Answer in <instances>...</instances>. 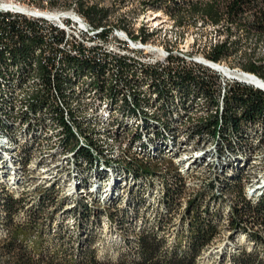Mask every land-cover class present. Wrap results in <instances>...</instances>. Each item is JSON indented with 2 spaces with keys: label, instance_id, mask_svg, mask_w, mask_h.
Listing matches in <instances>:
<instances>
[{
  "label": "trees",
  "instance_id": "obj_1",
  "mask_svg": "<svg viewBox=\"0 0 264 264\" xmlns=\"http://www.w3.org/2000/svg\"><path fill=\"white\" fill-rule=\"evenodd\" d=\"M31 1L42 2L43 0ZM48 1L51 4H58L60 0ZM64 1L67 4L63 3L68 5V8L76 5L74 10L92 25L96 27L106 25L109 10L100 9L94 4L89 5L87 0ZM148 5L154 10L161 9L175 19L179 27L195 26L197 20H202L204 24L207 22L212 26H219L225 20L229 25H234V28L225 25L223 30L228 34H231L232 31H243L246 38L254 37L256 39L255 45L262 42L264 37V0H196L191 2L151 0ZM33 23L38 22L33 21ZM31 33L38 34L32 25L26 24V29H20L14 21L3 16V13L0 12V129L8 131L16 128L19 124L20 127L23 125L24 130L33 136L34 141L46 129L53 127L54 130H57L56 136L61 145L59 148L63 151H74L75 158H78H76L75 169L77 168L76 173L80 180H84L85 176H89L99 165L98 159L91 149L103 155L104 147L101 137L98 135L101 133L88 129L89 124L96 120L77 117L76 108L72 107L73 100L83 97L85 90L87 94H94L92 101L86 106L91 105L93 101L108 100L106 101L109 108H107V115L100 120L106 123L107 128L104 134L109 131V127L111 130L119 129L115 130L112 137L117 138L120 134L126 137V142L130 147L127 153H134V150H136L135 153L146 151L147 154L150 153L149 145L154 143L156 137H164L163 135L173 133L177 126L180 132L183 130L185 133L186 140L193 141V144H198L199 141L218 142V155L220 156L226 153L243 154L246 152L243 144L244 139L252 135L257 127L264 128V91L234 84L226 91L223 97V111L219 113L218 99L220 97L217 96V81L213 75L207 73L211 71L206 68L199 66L201 69H193V66L181 65V69L175 71L164 70V68L137 69L129 62L125 64L126 60L123 58H118V62L115 63L107 61L106 58L97 59L92 56L78 58L65 56L59 60L55 57L56 63H54V59L44 57V52L36 54V51L42 47L43 41H39L38 44L31 39ZM140 37L148 40L151 34L141 31ZM241 42V40L232 41L228 37L210 44L205 56L215 62L229 60L236 56L238 58L236 65L264 80V56L256 55L253 52H241ZM84 76L89 80L84 82L80 93L74 91L72 89L74 83L76 84ZM24 85L23 91L27 90L26 97L23 102H17L16 91L21 90ZM129 91L130 95L125 93ZM198 98L205 102L201 108V116L192 120L191 123L189 122L187 127L179 128L178 123L193 108L192 106ZM17 107L26 108V110ZM112 110L117 113L116 117L110 115ZM146 110L150 111L153 117L150 118ZM66 111H68L69 120L66 118ZM137 120H140L144 127L140 129L137 126V129H133ZM118 123L120 124L118 125ZM74 129L84 138V147L79 143ZM149 130L151 131L149 132ZM155 131L156 134H154ZM147 133H152L156 137L149 138ZM133 145L135 147L131 149ZM160 151L157 158L154 157V159L146 161L136 158L130 160L126 157L128 166L124 168L123 172L126 175L131 172L137 175L140 180L157 174L165 155L164 150ZM26 152L27 148L25 147L22 149V153ZM227 170L223 169L220 178L223 182L222 186L229 185L227 188L235 195L236 205L234 204L233 210L236 218L230 221V227L245 231V233L246 228L242 225L246 223L254 226L261 224L260 226L264 227V194L252 206L240 196L242 190L238 185L232 186L227 183L229 179L233 178L229 176ZM167 173L164 181V205L161 210L159 208L155 213L156 221H153V224L146 221L139 222L138 232H135L137 242L134 249L137 253L134 256L133 264H196V259L207 249V244L218 232L219 213L211 211V204L205 201L206 195L214 187L212 183L204 184L202 190L197 193L198 195L189 199L177 224L173 225L176 228L174 233L170 231L166 221L170 219L168 218L169 214L178 206L175 200H178L183 193V181L175 169L167 170ZM234 177H236V173H234ZM39 194L38 203L27 213L25 211L24 220H15L16 217L18 219L17 215L21 211V201L24 200V197L14 196L8 193L5 187H0V197L1 199L5 198L1 210L3 223L0 224V233L2 234L0 237L2 262L0 264H102L98 262L91 246V236L87 234L89 230L85 229L88 226L93 227L95 222L90 220L92 216L96 217L97 209L89 208L83 201L72 209L64 208L65 204H63V212L72 210L78 216L77 221L72 225L73 229L78 231V236L75 237V243L71 242V247H66V245H70L67 228H63L60 220L55 221L52 214L47 215L46 219L42 217L46 205L45 200L49 201L54 198V195L58 196L59 190L52 185L40 191ZM143 194V190H137L133 194L134 206L130 211L132 214L144 206ZM59 200L61 203L68 201L66 198H59ZM59 200H57L58 203H60ZM114 209L105 210L108 224H113L116 221L115 215L108 213V210ZM117 212L126 213L128 216V210L125 208L117 209ZM85 222L88 223V226L84 225ZM52 223H57L52 229L55 232L53 238H47V224L51 225ZM165 229L168 230L165 232ZM248 238H252L255 244L261 246L259 236L250 234ZM46 241H49L52 246H45ZM122 242L124 245L126 244L125 236ZM74 244L77 246L75 247ZM75 251L77 254L74 253ZM246 251L249 252L251 249ZM254 251L258 253V256L261 255L258 252L261 251L260 248ZM259 258L263 260L261 256ZM262 260L253 254H241L236 258V264H263Z\"/></svg>",
  "mask_w": 264,
  "mask_h": 264
},
{
  "label": "bare ground",
  "instance_id": "obj_2",
  "mask_svg": "<svg viewBox=\"0 0 264 264\" xmlns=\"http://www.w3.org/2000/svg\"><path fill=\"white\" fill-rule=\"evenodd\" d=\"M21 1L32 2L31 0H21ZM42 2H46V3L51 4L50 1H48V0H43ZM148 2H151V0H148ZM58 4H59V2H58ZM67 6L64 3H62V7H55V15H63V12H68V15H70V16L82 17L74 10V7L76 5L75 6L72 5L69 8ZM153 11H155V10H153L149 5L146 6L145 11L140 15V19H139L140 23H142V26H139L138 30H135L134 34L127 31V29L124 27V25L122 23H119L118 21L117 22H111L110 20H107L106 25H102L99 27L103 31L115 30L116 32H118L119 34H121L125 37L135 38L136 44H139V46H141L146 51H154V52L166 53V54H170V55H183L182 51L178 52V50H175L171 46V44H166V42H168L169 40H168V38H166V34H163V32L165 30H164V26H161L163 24L162 22H160L158 20L159 21L158 23H157V21H155V23H152V24L149 23L150 22V14L155 15V13H162L163 12L161 9L156 10L155 12H153ZM0 12L3 13V11H1V10H0ZM165 15L171 23V29L174 28L175 30H177L178 28H182V27H179L177 25L175 19L171 18L168 14H165ZM145 16H147V17H145ZM146 19H148V20H146ZM33 21H37L38 23H48V15L33 16ZM84 21H85L86 26L88 27V30H97L98 27L92 25L86 19H84ZM103 22H105V21H103ZM140 27L143 29H141ZM141 31L151 34V37L148 40L142 39L140 37ZM58 35L59 36H66V28H58ZM134 35L136 37H134ZM155 38L163 40L162 46H158V45H155L152 43V42L156 41ZM36 42L38 43L39 41H36ZM32 47H34V46L32 45ZM41 52H44V54H43L44 57L49 58V56H47V46H45V42H43L42 47L36 51V54H40ZM261 55L264 56V53ZM65 56H71V57H77L78 58V57L85 56V55L82 54V52H74V54H72V49H63V56H58V57H56V59L59 60L60 58H63ZM118 58H123V60L125 59L127 62L136 66L137 69L138 68H145V69H148V68L163 69L164 68V64L151 63V62H149V60H129V54H126V52H118ZM194 59L199 60V66L200 67L206 68L211 72L216 71V66H218L220 69L230 71L233 74H239V75H241L242 78H250V83L263 84V87H264V80L263 79L259 78L256 74H254L252 72H248V71L243 70L239 66H236V65L235 66H229L228 64L225 63V61L215 62V61L207 59L206 56H199L198 58H194ZM181 65H185L186 67H192L193 66V60L192 59H185L181 62ZM88 80L89 79L84 76L76 84L73 82L74 86L72 87V89L76 92H79L82 89V85L84 84V82H87ZM232 85H234V84H227L226 91ZM24 88H25V85L21 88V90L16 91L17 92L16 93V99H17V94L20 97V101H18V102H21V101L23 102L24 98L26 97V91L27 90L25 89L26 91L24 92L23 91ZM32 90L34 91V89H32ZM257 90L264 91V88H257ZM85 91H84L83 97L73 100L72 107L76 108L75 113H76L77 117L80 116V117L85 118V119L96 120V122L94 121L92 124H89L90 127L91 126L100 127V128H96V129L95 128L91 129V130H95V131L101 133L98 135H100L99 137H101L100 138L102 140L101 142H103L102 146H104L103 150H102L103 155L99 154L98 151L91 149V151L95 153V155H96L95 157H97V159H98L97 161L99 162V165L97 164L98 166H96L95 171L91 172L89 174V176H85L84 180H80L77 173H76L77 168L75 169V163L77 162L76 161L77 157L75 158L74 151H63L62 149L59 148L60 143H59L58 137L56 136L57 130H54L53 127L52 128L50 127L48 129H46L41 136H37V138L33 141V136L31 134H29L28 132H26V130H24L25 127L23 125L20 127V124L16 128L10 129L8 131L0 129V142H1L0 144L4 145V146H2V149L4 148L3 149V158L0 155V165L2 164L1 161L5 164L6 160H8V159H10L11 161H12V159L14 161H17L16 162L17 168L12 166L14 171L16 173L25 174L24 178L27 179L28 176H26V174L29 171L28 164L30 162L33 161V163H35L34 165L39 166V165L46 164L48 160H51V159L54 160L58 157H61V158H64V162L61 166L58 167L59 169H55V173L52 175V178H49L46 181H43L41 183L34 185L33 188L36 190V187H38V192H40L42 190L47 189L48 187H50L52 185L55 186L59 190V196H60L59 198H66L68 200L67 202H70L69 207H67V208L77 207L78 205H80V203L82 201L86 202L87 206L89 208H92V209L93 208L98 209L99 205H112L113 206V203L115 205H119L120 200L121 201L123 200V196L125 194L129 193L128 202H130V203H129L128 207L130 206V210L132 211L134 203H133V196H131L130 194L133 195L137 190H143L144 191V194H143V197H144L143 198V200H144L143 205H144V207L142 209L145 211L147 208L146 206H149V202L156 201V204L158 205V207L161 210L163 205H164V196H165L164 181L166 178L162 177L160 179L158 177V175H159L158 173L157 174L153 173L154 175L146 177V179H143V180L138 179L137 175H134L131 172H128V175H126L123 172L124 168L126 166H128V164H127L128 162L126 161L127 160L126 157H128V159H130V160H133L134 158H136L138 160H142L143 157L146 160H150L152 158L154 159V157H156V156H159L158 152L160 150H164L165 155L163 156V159H165L168 157V155H170V151L173 149V147L175 149L176 148L175 145H179L177 142H175L174 138L179 133H182L183 130H182V132H180L176 126L175 131L173 133L168 134V135L167 134L163 135L164 137H161V136L156 137V135L154 136L152 134L153 132L147 133V136L149 138H153V137L155 138L156 137V140H154V143L152 145H149L150 146V151H149L150 153L147 154L146 153L147 151L135 153L136 150H134V153L133 152L127 153L130 150L129 149L130 147L126 142V137L121 136L122 134H120L119 137H117V138L112 137V135H114V133H115V130L117 131L119 129L111 130V128L109 127L108 128L109 131L106 134H104V131L107 128L106 123L104 121H100V120L104 116L107 115V108L108 107H107L106 101H108V100H102V101L100 100V102L99 101H93V103L91 105L86 106L87 103H90L92 101L94 94H91V93L87 94ZM92 93H93V91H92ZM28 94H29V92H28ZM223 97L222 98L220 97L218 99V105L219 106L218 105L217 106H218V112L219 113L223 109V101H224ZM27 100H29V99H27ZM55 100H56V98H55ZM204 103L205 102L203 99H201V98L196 99L194 106H192L193 108L191 107L192 109L188 112V114L183 117L181 122L178 123L179 128L187 127L184 125H189L192 120L201 116V108H202ZM77 104H81L82 106L79 107V106H77ZM129 106H130V104H129ZM17 108L21 109L20 107H17ZM142 108H144V107H142ZM153 108H154V106H153ZM21 110H26V108H24V109L22 108ZM16 112H18V111L16 110ZM146 113L150 118L153 117V114L150 111H147ZM135 114H137V113L135 112ZM65 115H66V118L68 119L69 118L68 111L65 112ZM110 115H114V116L116 115L117 116V113L112 110L110 112ZM116 119H115V121H116ZM111 120H114V119H111ZM123 122H122V124H123ZM147 122H149V121H147ZM182 122H184V123H182ZM145 123H146V121H145ZM170 123H172V122H170ZM119 124L120 123H118V125ZM74 126L76 127V125H74ZM137 126L140 127V129H141V127H144L140 120L136 121V124L134 125L133 129H137ZM26 127H27V125H26ZM28 127H29V125H28ZM90 127L88 128L89 130H90ZM123 127H124V125H123ZM172 130L171 131L169 130V131L172 132ZM73 131H74V134L77 136L79 143L81 145H83V147H84L85 141H84V138L82 137V135L80 136V133L76 129H74ZM150 131L151 130H149V132ZM140 133L142 134V132H140ZM154 134H156V131ZM184 135H185V133H184ZM185 137H186V135H185ZM108 140H110V141H108ZM114 141H121L122 142V145L125 149V152H123L121 154V158H122L123 162H121V161L119 162L118 160L115 161L114 158L112 157V155L114 154L113 153L114 151L111 149L110 143H113ZM209 143L211 145L207 149V158H205L206 161L204 162L205 166H208V165L209 166H208V170L206 172H204V176L206 177V179L204 182H202L200 184L201 185L200 190H202L204 184L212 183L214 185L212 191L206 195L205 201L211 204L210 205L211 211L215 212L216 214L219 213V217L221 218L222 222L224 223L223 226H218V229L220 230V228H223L224 230H226V232L228 234H232V233L238 234L239 236H241L242 241H245V245L249 246V248L247 250H250V247L255 245V241L252 238L249 239L248 236L250 234L251 235L255 234V235L260 237L261 235L264 234V232H262L263 227H261L260 226L261 224H260V225H256V226L253 225L254 228H249L247 225L244 224L242 226L246 228V233H245V231L232 229L230 227V221L232 219L236 218L234 210H233V207L235 204V201H234L235 195H233L232 194L233 192L231 191L232 192L231 193L230 190L227 188L229 185L227 187L222 186L223 182L221 181L222 179L220 177L222 176L223 169L224 168L228 169L227 171L229 172V176H231L233 178L229 179L227 183L232 185V186L238 185L242 190V193H241L242 195H240V196H242L246 202H249L250 204H252V206L259 201L261 196H263V194H264V167L262 168V171L260 168H258L259 169L258 172H254V174H251V171H252V169H254L256 167V160L258 159V155H259L258 153L259 152L261 153L262 151H264V128L257 127L252 135H250L244 139L243 144H244V147L246 149V152L243 154H235L234 155L231 153H226V154H223L220 156V155H218V147H217L218 142L216 143L214 141L213 143H211V142H209ZM86 144H88V143H86ZM191 144H193V141H191ZM194 145L196 146L197 144H194ZM88 146H90V145H88ZM25 147L27 148V152L22 153V149ZM132 147L133 148H131V149H134L135 145H133ZM146 147H148V146H146ZM142 148H143V146H142ZM140 154H142V155H140ZM91 155H93V154H91ZM4 156L6 157V159ZM146 160H143V161H146ZM131 162H133V161H131ZM2 167H3V165H2ZM60 170L62 172H65L66 174H63V173L59 174L58 172ZM83 170H81V171H83ZM87 171H89V170H87ZM125 172H126V170H125ZM178 173L181 175V177H184L183 172H178ZM234 173H236V177H234ZM253 175H255V176H253ZM66 179H67V181H73V183H75V186L77 187L76 190L80 191L77 193V195H79L83 192L85 194V196L80 195L79 196L80 198H74L75 196L73 194L75 192H74V190H72L73 188L69 189V192L64 193L63 190L65 188V184L67 183V182H64V180H66ZM243 182H245V185L247 186V192H245L243 187H242ZM0 187H5L6 190L8 191V193H10L14 196H21V197H25V195L27 194V191H29L28 190L29 189L28 183L16 181V177H14V179L12 178V180L9 177L5 181L0 180ZM125 187L127 188V190L125 192H123L125 190L124 189ZM19 188H24V189H22L20 192ZM85 190H88V192H85ZM22 192H24L25 195H22ZM35 193H37V192H35ZM188 201H189V199H188ZM184 208H186V207H184ZM261 257L264 260V253L261 254Z\"/></svg>",
  "mask_w": 264,
  "mask_h": 264
},
{
  "label": "rangeland",
  "instance_id": "obj_3",
  "mask_svg": "<svg viewBox=\"0 0 264 264\" xmlns=\"http://www.w3.org/2000/svg\"><path fill=\"white\" fill-rule=\"evenodd\" d=\"M62 3L65 1L60 0ZM59 1V2H60ZM196 0H185V2H191ZM89 5H97L100 9L109 10V15L107 20L111 22H119L124 25V27L130 33L134 34L135 30H138L139 26H142L140 23V15L145 11L146 6L148 5V0H87ZM67 4V3H65ZM153 9V8H152ZM154 10V9H153ZM156 11V10H155ZM153 11V12H155ZM166 13H155V15L150 14V22L149 23H157L160 21L164 26L163 34H166V38H168V42L166 44H171V46L178 50V52L182 51V54H193V58H198L199 56H205V52L207 51L210 44L216 43L218 41L224 40L229 37L232 41L241 40L240 43V50L241 52H253L256 55L264 53V37L262 42H259L258 45H255V38L250 37L246 38L245 33L243 31L234 32L232 31L231 34L224 32L225 25H229L227 21L223 20L219 26H212L207 22L204 24L202 20H197L195 26H188L182 27L175 30L174 28L171 29V23L165 15ZM147 17V16H145ZM152 18V19H151ZM149 19V18H148ZM146 19V20H148ZM159 20V21H158ZM113 24V23H112ZM141 28V27H140ZM143 29V28H141ZM140 29V30H141ZM134 37H136L134 35ZM156 41L152 42L155 45L162 46L163 40L155 38ZM170 42V43H169ZM226 64L229 66H235L238 63V58L235 56L229 60H224ZM238 66V65H236ZM77 106L81 107V104H77ZM188 126V125H184ZM96 129L100 127L91 126L90 129ZM175 142L179 145H175L176 148L170 151V155L167 158L162 159L159 169H158V177L161 179L162 177L166 178L167 170L175 169L178 172H183L184 177L186 179V187L185 192L183 195L179 197L180 203L175 210H173L168 218L169 220L166 221L169 225V229L171 232L174 233L175 229L173 225L177 224L179 216L184 211V207L187 206L188 199H191L195 196L201 187V183L205 181L206 177L204 176V172L208 170V166H205V161L207 158V149L210 147L209 142H198L195 146L191 144V141L188 142L184 135V132L179 133L175 136ZM110 141V140H108ZM1 143V142H0ZM111 144V149L114 151L112 157L115 161L123 162L121 158V154L125 152V149L122 145L121 141H114ZM3 144H0V155L3 158ZM124 149V150H123ZM2 150V151H1ZM120 152V153H119ZM258 159L256 160V167L252 169L251 174L254 172H258V168L261 169L264 167V151L258 153ZM5 157V156H4ZM120 158V159H119ZM6 159V157H5ZM142 160H146L144 157ZM7 162V163H6ZM5 164L1 161L0 165V180H6L8 177L12 180L16 177V181H20L23 183H28V190L27 194L25 195L22 192V195H25L24 200L21 201L22 208L20 213H18L15 220H24L25 211L26 213L36 205L40 198V192H38V187L36 190L33 188L34 185L41 183L43 181L52 178V175L55 173V169H59L58 167L61 166L64 162V158L58 157L54 160H48L44 165H34L35 163L30 162L28 164L29 171L27 172L26 176L27 179L24 178L25 174L16 173L13 167L17 168L16 162L12 159L6 160ZM3 165V167H2ZM13 166V167H12ZM59 174H66L61 170L58 172ZM57 173V174H58ZM255 176V175H253ZM65 184L64 193L69 192V189L73 188L74 190V198H80L79 196H85L82 192L81 194L77 195L78 190H76L75 183L73 181H67ZM26 185V184H25ZM242 187L245 192H247V186L245 182H243ZM24 188H19L20 192ZM125 192L127 188H124ZM37 192V193H35ZM88 192V190H85ZM72 194V193H71ZM133 196L132 194H130ZM59 195H54V198L49 201L45 200V207L42 213V217L44 219L47 218V215L52 214L55 218V221L60 220L61 225L63 228H67L69 235L67 236L70 239V245L72 246L71 242L75 243V237L78 236V231L74 230L72 225L77 221V213L72 210L64 211L62 210L63 204L64 208L68 209L70 202H60ZM129 193L123 196V200L119 202V205H99L98 209L96 210V217L92 216V222H95L93 227L88 226V223L85 222L84 225L88 226L85 229H88L91 236V246L95 251V256L98 262L102 264H133L134 256L137 253L135 248V243L137 242L135 232H138V225L139 222L146 221L147 223H152L155 220V213L159 209L156 201L149 202V206H146V210L144 211L142 207L137 209L135 213L132 214L130 212V206L128 207ZM182 198V200H181ZM59 200L60 203L57 202ZM154 200V199H153ZM5 203V198L1 199L0 197V224L3 223L2 215L3 212V205ZM102 207V208H100ZM108 208H115L114 210H108V213H113L116 217V221L113 224H108L107 221V214L105 213ZM125 208L128 210V216L126 213H118L117 209ZM72 209V208H70ZM58 217V219H57ZM219 225L223 226L224 223L222 222L221 218L219 219ZM222 222V223H221ZM47 223V222H46ZM57 225V223L47 224L46 228V235L47 238H53V234L55 230L52 229ZM172 225V226H171ZM249 228H254L253 224L246 223ZM256 226V225H255ZM165 228V227H164ZM168 230V229H167ZM164 230L165 232L167 231ZM264 232V227L262 229ZM1 234V233H0ZM235 234V235H234ZM2 234L0 235V237ZM124 236L126 237V244L124 245L122 242ZM260 245L257 243L254 246H251V251L247 252L246 250L249 246L245 247V241H242L241 236L236 233L228 234L226 230L223 228L218 229L216 235H214L211 241L207 244V249L201 253V255L196 259V264H236V258L241 255L253 254L259 260L258 253L254 250L260 248L261 251H258L259 254L264 253V234L260 236ZM45 246L51 247L52 244L49 241H46ZM76 247L77 244H74ZM68 247V248H70ZM75 254L76 251L74 252ZM2 259L0 258V263ZM264 264V260H262Z\"/></svg>",
  "mask_w": 264,
  "mask_h": 264
},
{
  "label": "built area",
  "instance_id": "obj_4",
  "mask_svg": "<svg viewBox=\"0 0 264 264\" xmlns=\"http://www.w3.org/2000/svg\"><path fill=\"white\" fill-rule=\"evenodd\" d=\"M55 7H62V2L49 4L46 2L0 0V10L3 11V16L14 21L20 29H26V24L35 28L38 34L31 33V39L45 42L47 56L49 59H54V63L55 57L63 56V49H72V54L82 52L86 57L106 58L107 61H114L115 63L118 62V52H126L129 54V60H149L151 63L164 64V70L171 69L174 71L181 69L183 60L192 59L193 69H201L199 68V60L194 59L193 54L170 55L146 51L139 44H136L135 38L125 37L115 30L103 31L99 26L97 30H88L83 17L70 16L68 12H63V15H55ZM41 15H48V23H33V16ZM58 28H66V36H59ZM126 62L124 63L126 64ZM207 73L216 78L217 96L221 98L226 93L227 84H239L253 90L264 88L263 84L250 83V78H242L241 75L220 69L218 66H216V71ZM125 93L130 95V91ZM18 101H20V97L17 94ZM182 181L183 195L186 187L185 177H182ZM175 201L180 203V200Z\"/></svg>",
  "mask_w": 264,
  "mask_h": 264
}]
</instances>
